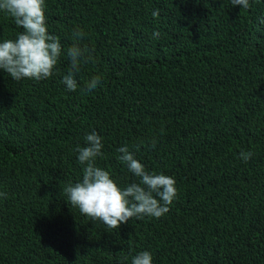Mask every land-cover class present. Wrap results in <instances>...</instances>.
Returning <instances> with one entry per match:
<instances>
[{"label":"trees","instance_id":"16d2710c","mask_svg":"<svg viewBox=\"0 0 264 264\" xmlns=\"http://www.w3.org/2000/svg\"><path fill=\"white\" fill-rule=\"evenodd\" d=\"M249 3L45 0L49 34L66 52L82 30L94 60L75 92L64 54L43 81L0 70V264H131L142 251L153 264H264V0ZM20 31L0 12V42ZM93 131L96 164L121 188L137 179L125 145L175 179L165 215L109 229L67 203Z\"/></svg>","mask_w":264,"mask_h":264},{"label":"clouds","instance_id":"9594fccd","mask_svg":"<svg viewBox=\"0 0 264 264\" xmlns=\"http://www.w3.org/2000/svg\"><path fill=\"white\" fill-rule=\"evenodd\" d=\"M230 2L233 7L245 10L250 7L249 0ZM45 7V0H0V12L22 29L15 38L0 42V70L15 81L30 79L39 82L54 75L58 60L64 54L69 60V68L61 83L68 91L75 92L78 87L75 74L83 65L93 62L94 57L88 49L80 46V40L85 36L82 30L73 33V43L65 52L60 39L48 32ZM152 15L158 16L159 11H153ZM159 35V32L153 33L154 38ZM100 81L101 77L93 76L86 82L87 90H94ZM84 141L85 146L75 148L78 162L84 165L82 179L69 183L63 190L67 203L77 208L81 215L93 222L99 221L109 229H118L133 218L159 219L170 210L169 206L177 195L173 177L147 171L125 145L117 150L121 154L118 159L137 179L121 188L108 171L96 164L97 158L103 155L102 137L93 131L85 135ZM252 156L251 151L240 153L244 162ZM131 264H153L152 254L139 252L132 257Z\"/></svg>","mask_w":264,"mask_h":264}]
</instances>
